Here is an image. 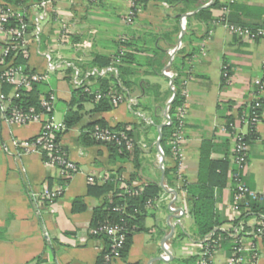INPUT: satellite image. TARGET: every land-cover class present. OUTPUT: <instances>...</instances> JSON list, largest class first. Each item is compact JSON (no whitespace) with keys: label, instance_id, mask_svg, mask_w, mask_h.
Segmentation results:
<instances>
[{"label":"crops","instance_id":"0c3cea01","mask_svg":"<svg viewBox=\"0 0 264 264\" xmlns=\"http://www.w3.org/2000/svg\"><path fill=\"white\" fill-rule=\"evenodd\" d=\"M213 1L174 5L145 0L132 23L127 22L129 4L126 0H60L52 6L49 18L43 23L41 53L51 52L58 66L69 63L85 76L98 69L89 66L96 56L114 60L123 48L121 40H126L124 49L129 57L121 66L123 83L119 78V87L126 92L127 100L137 101V107L130 109L128 103H123L110 112L95 114L91 113L93 104L84 105L83 120L61 139L68 157L78 165L80 172L65 185V193L60 199L45 202L39 211L32 203L33 195L42 193L46 184L50 188L60 186L57 182L61 175L57 169L48 167L40 154L18 156L15 141L34 139L40 134L42 124H10L2 120L0 114V230H5L0 239V264H99L106 245L102 240L90 237V226L95 209L103 204L104 199L88 195V177L94 176L102 184L117 175L120 169L125 180L138 173L135 185L155 182L165 190L151 213L155 218L146 221L150 232L134 235L128 263L191 262L201 248L190 236L189 245L180 255L172 246L180 229H193L184 184L197 183L201 147L203 142L209 141L211 158L228 159L231 164L226 188L216 194V210L228 223L224 229H228L236 218L232 207V178L237 166L234 162L235 142L225 127L230 119L238 122L242 111L246 112V108L257 100H262L263 104L260 123L256 127V136L248 143V164L241 178L250 191L264 195V39L242 40L218 25V20L206 23L195 18ZM212 14L218 18L223 15L219 10H212ZM226 17L235 24L261 27L264 25V0H237ZM64 25L69 32L65 38L62 37ZM174 62H178L183 73V91L187 93L181 107L184 142L180 157H176L178 163L175 157L164 156L161 169L157 157L159 129L167 125L166 111L175 94L173 79L164 73H175ZM112 65L117 68L115 78H118L120 64L114 61ZM29 66L36 73L46 71L45 60L37 53L31 56ZM65 72L66 69H60L51 74L50 81L52 77L58 84H69ZM90 84L91 87L93 82ZM48 87L58 98L55 119L64 122L72 97L71 86L68 96L63 99L64 107L58 103L62 97L51 82ZM57 113L61 114L60 119ZM101 119L110 127L142 125L143 128L136 132L144 160L139 172L132 162H111L110 154L103 146L80 145L82 129ZM145 128H149L147 135L143 132ZM175 165L178 179L169 184L165 169H172ZM50 179L55 180L52 187ZM171 196L176 197L177 206L185 212L182 219L169 210L167 199ZM77 198L84 199L86 210L74 214L72 208ZM256 222V219L251 220L250 227ZM171 226L175 227V232L166 243L171 245L172 258L169 262L159 261L157 259L164 251L162 242L171 234ZM185 231L189 235L190 231ZM258 252L257 264H264V242L259 245ZM113 264L125 263L116 260Z\"/></svg>","mask_w":264,"mask_h":264},{"label":"trees","instance_id":"16d2710c","mask_svg":"<svg viewBox=\"0 0 264 264\" xmlns=\"http://www.w3.org/2000/svg\"><path fill=\"white\" fill-rule=\"evenodd\" d=\"M43 0H2L7 5H11L17 8H23V12L29 13L31 4H38ZM97 1V0H96ZM95 1V2H96ZM165 1L170 4H179L181 2H187L190 5L197 4L198 0H158ZM228 0H214L210 7L200 10L195 18L201 22L210 23L214 20L222 19L226 17L229 12L235 6L237 0L233 4H228ZM93 2V1H92ZM145 3V0H137L134 7L133 21L140 9V7ZM228 6V14H223L222 16L215 17L212 14V10H219L224 12L225 7ZM191 7V6H190ZM52 9V6H49ZM31 14V13H30ZM227 18V17H226ZM22 18L15 17L12 22V26H16L19 20ZM25 22L28 20L25 17ZM132 21V22H133ZM131 22V23H132ZM239 25L245 26L241 23ZM257 28V27H250ZM29 34H32V29L28 30ZM120 45L123 47L118 52L114 60L106 57L96 56L94 60L89 65L91 68L103 69L107 68L117 59L121 60V64L118 66L119 75L115 78V75H109L106 77H90L89 80L93 82V85L86 91L85 88H75L71 84V75L74 73L73 65L66 71L68 77L66 80L71 86L72 97L68 102L69 110L67 111L64 124L65 130L56 133V141L61 144V139L63 134L70 131L73 127L80 124L84 117V105L86 103L93 104L94 108L91 113H105L114 110L116 107L112 104L111 100L108 98L98 101L96 95L98 93L107 94L109 92H114L118 95L126 96V92L119 87V78L123 83V66L129 57L128 52L125 51L124 47L127 46L126 40H121ZM1 47V43H0ZM183 53V52H182ZM162 57V55H161ZM186 58V57H185ZM13 61V65H23L26 67L27 72L36 73L31 70L29 66V60H27L22 54L17 51H11L10 56L6 59L7 63ZM177 74V77L173 79L175 87V98L170 106L171 124L166 125L162 129V140L161 146L164 150V156L167 158L171 156L175 157L172 152V147L170 145V140L173 135L178 131L180 123L179 109L183 106L185 98L182 95L183 85L182 77L183 73L179 68L178 62L173 63L172 67ZM14 87L8 84L2 85L3 93L10 99L8 101V112L10 113L15 108L22 109L24 111H29L30 109H35L36 112L42 113L46 116L49 115L42 107V101L47 97L51 90L48 87V83L38 82L34 83L30 89H21L20 97H10L13 93ZM262 104V100H257ZM137 107V106H136ZM263 107V104H262ZM55 112V110H54ZM54 112L52 114H54ZM262 108L259 110L261 118ZM252 114L251 108L248 106L246 112L242 111L241 116L245 114ZM234 123L233 119H230L226 126ZM96 127L106 128L111 131L124 132L126 134V139H122L119 142H99L92 137V133ZM256 127L250 126L249 133L246 136V142L249 143L252 138L256 136ZM142 125H131V124H118L116 127L108 126L104 119L98 120L94 123L82 129L79 141L80 145L83 147H93V146H103L107 148L110 154V160L113 163L120 162L123 164L132 162L139 172L142 167L144 160L142 158V144L135 133ZM149 128L143 129L145 135H147ZM131 146H129V143ZM62 146V144H61ZM62 149L67 154V151L62 146ZM211 143L209 141L203 142L201 147L200 164H199V174L198 181L195 184H184V191L186 193V201L189 206V215L193 220V229H190L189 235L185 230H179L178 234L174 238L183 239L190 236L191 239H200L211 233H216V238L218 239L223 234L218 231V229H223L227 222L223 221L216 210V194L218 191H222L226 188L228 183V175L231 171V164L228 159L225 160H213L211 158ZM44 161L47 155H42ZM176 158V157H175ZM174 159V158H173ZM176 158V164L178 163ZM58 170V168H55ZM59 171V170H58ZM122 169L110 178H107L102 184L95 179V183L89 186L88 195L95 198H103V204L95 209L92 218L90 228H101V227H118L121 229V233L124 235V241L119 249V258L116 260H122L125 264L128 263V256L130 254L131 248L133 246L134 235L137 233H149L150 229L146 227V221L148 218H155L154 214H151L155 209L154 206L157 200L161 197L165 190L155 182H147L140 185H135L136 179L139 177L138 173L131 176L129 180L123 179ZM60 174V173H59ZM165 178L169 184L178 179L177 166L175 165L172 169H165ZM71 178H61L58 180L60 186H65ZM50 186L54 185L55 180L50 179ZM236 191L233 190V201ZM33 202V201H32ZM86 210V205L83 198H77L74 201L72 213L79 214ZM239 217L233 221L234 225H238L243 222L246 227L245 229H255V225H249V222L253 219L257 221L262 219L264 221V198L263 199H253L248 195L239 203ZM5 230H0V239H2ZM90 237L94 240H102L106 247L104 251L100 254L99 264L103 262L104 256L112 252V242L110 238L104 234L100 233L97 235L90 234ZM222 246L225 248L231 247V243L228 241L221 242ZM199 257L189 260H175L172 263L164 264H197ZM141 264V263H135Z\"/></svg>","mask_w":264,"mask_h":264},{"label":"built area","instance_id":"2783aa9c","mask_svg":"<svg viewBox=\"0 0 264 264\" xmlns=\"http://www.w3.org/2000/svg\"><path fill=\"white\" fill-rule=\"evenodd\" d=\"M60 0H43L38 4H31L29 13L23 12V8H17L11 5H7L0 0V114L1 119L10 124L16 125H28L30 123H41L42 129L40 134L31 140L15 141V147L18 150V156L27 154H46V160L44 161L48 167L58 168L59 173L64 178H72L74 175L80 172L78 165L72 161L62 149L60 143L56 141V133L65 130L64 122H58L55 119L54 114L55 106L57 103V95L51 90L50 94L42 101L43 109L49 113L48 116L36 112L35 109L24 111L19 108H15L10 113L8 112V101L10 100L2 91V85L8 84L14 87L13 93L10 97L19 98L21 89H30L34 83L45 82L49 83L50 75L57 72L60 69H66V71L72 66L69 63H63L61 66L54 61L51 52L40 51L41 35L43 33V23L49 18L51 10L49 6H54ZM95 2L96 0H91ZM137 0H126L129 4V16L127 22L131 23L134 16V7ZM236 0H228V4H233ZM229 12L228 6L225 7L223 14ZM31 13V14H30ZM15 17L22 18L16 26H12L13 19ZM25 17L27 21L25 22ZM218 25L224 26L236 37L247 40L255 41L258 39H264V25L258 28H250L229 22L226 17L216 22ZM32 29V34L28 33L29 29ZM66 25H64L62 37L65 38L68 34ZM66 40V39H64ZM11 51H17L22 54L27 60H30L34 53L41 55L46 63V71L43 73H30L27 72L26 67L23 65H13V61L6 62V59L10 56ZM116 64H121V60L117 59ZM74 73L71 75V84L75 88H85L89 91L90 83L89 78L98 76L106 77L109 75H115L117 68L115 66H109L103 69H94L85 76L79 71L78 68L73 67ZM170 79L177 77V74L172 71H165L164 73ZM227 77V73L225 74ZM65 77H68L65 72ZM263 89L262 84H260ZM172 91L175 92V87L172 85ZM183 96L186 98L187 93L183 91ZM108 98L111 100L115 107L123 103H128L130 109H134L137 106V101L134 99L127 100L125 96L118 95L114 92L107 94L98 93L96 99L98 101ZM172 99L170 100V102ZM169 102V103H170ZM170 106L168 105L166 111V124H171ZM252 114H245L240 117L238 122L230 124L225 127L234 139V162L237 166V172L234 173L232 182L234 184L233 190L236 191L233 201V212L236 215L235 220L239 217V203L248 195L253 199H263L264 195H258L250 191L242 182L241 173L244 172L248 164V143L246 142V136L249 133L250 126H257L260 123L259 110L262 108L260 102H255L249 106ZM180 123L178 131L173 135L170 140V146L175 157H180V151L184 142L183 127H184V112L183 109H179ZM92 137L99 142H119L122 139H126L124 132L111 131L106 128L96 127L92 133ZM129 146H131V143ZM164 151L161 147L158 148V163L163 161ZM88 181L91 184L95 183V177L89 176ZM65 186H56L50 188L45 185L42 193L33 195V204L39 211L45 202H52L60 199L65 193ZM170 202L169 210L172 214L182 219L185 215L183 209L177 206L176 197H169L167 199ZM234 220V221H235ZM246 225L240 222L238 225L230 223L228 229H218L223 235L216 238V233H211L200 239H192L197 244L201 251L197 255L199 257L197 264H257L259 259L258 243L264 242V221L262 219L256 222L255 229H245ZM100 233L106 234L112 242V252L104 256L101 264H113L116 259L119 258V249L123 244L124 235L121 233V229L118 227H101L98 229L90 228V234L97 235ZM228 241L231 243V247L225 248L221 242ZM171 245L164 244V251L161 255L162 259L166 262L171 260Z\"/></svg>","mask_w":264,"mask_h":264},{"label":"rangeland","instance_id":"374dc122","mask_svg":"<svg viewBox=\"0 0 264 264\" xmlns=\"http://www.w3.org/2000/svg\"><path fill=\"white\" fill-rule=\"evenodd\" d=\"M53 79L54 78L51 77V81H50V79H49V81L51 82V85L53 86V88L56 90L57 94H59L62 97L58 103L60 104V106L64 107V100L63 99L68 96L69 91H70V86L67 82H60L58 84ZM57 118L58 119L61 118L60 113H57ZM185 230L190 231V229H185ZM260 244H261V242L257 244V247H259ZM188 245H189V240L187 237L183 238V239H177V240L172 241L173 250L177 255H180L183 251V248L185 246H188ZM160 264H164V263L160 262ZM175 264H177V263H175Z\"/></svg>","mask_w":264,"mask_h":264},{"label":"water","instance_id":"95a60500","mask_svg":"<svg viewBox=\"0 0 264 264\" xmlns=\"http://www.w3.org/2000/svg\"><path fill=\"white\" fill-rule=\"evenodd\" d=\"M180 42H182V39H180ZM172 85H173V84H172ZM175 96H176V95L174 94V96H173V98H172V101L169 103V105L172 104V102H173ZM162 128H164V125H162V126L160 127V129H159V139H158V142H157V148H159L160 145H161V140H162V137H163L162 132H161V129H162ZM135 135H137V133H135ZM164 159H165V157H164V155H163V161H162L161 164H160V168H161V169H163ZM161 184H162V186H164V185H163V177H162ZM174 232H175V227H172V226H171V234L163 240L162 245H164L166 242H168V241L173 237ZM157 260H159V261H163L162 257L158 258Z\"/></svg>","mask_w":264,"mask_h":264}]
</instances>
